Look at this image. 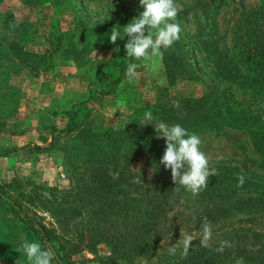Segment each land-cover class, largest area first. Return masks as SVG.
Returning <instances> with one entry per match:
<instances>
[{
  "label": "rangeland",
  "instance_id": "1",
  "mask_svg": "<svg viewBox=\"0 0 264 264\" xmlns=\"http://www.w3.org/2000/svg\"><path fill=\"white\" fill-rule=\"evenodd\" d=\"M201 2L208 3L193 6ZM188 7V13L173 17ZM169 31L173 35L167 36ZM164 36L171 50H178L174 43L182 40L190 51L189 62L226 98L218 100L221 115L182 139L178 154L156 166L147 154L138 153L129 166L156 181L183 156L194 159L192 164L206 174L218 167L245 174L247 187L236 188L232 198L263 196L259 205L228 223L181 229L171 238L180 247L177 252L205 248V264H235L234 257L213 251L220 236L231 228L264 236L260 135L236 114L228 115L239 110L259 116L255 127L262 126L260 120L264 123V0H0V187L13 198L29 195L32 206L27 205V211L48 225L53 219L38 208V194L59 195L76 181L81 185L80 178L88 186L93 183L86 173L94 169L90 160L98 152L96 145L104 146L87 130L98 134L121 126L133 103H153L161 86L172 99L200 94L204 85L196 80L177 79L167 86L159 47ZM19 48L37 64L35 74L20 64ZM72 104L81 116L73 130L65 132L60 110ZM104 167L112 176L125 170L121 165L114 171L108 162ZM112 201L104 191L76 198L80 212L72 220L84 240L89 234L86 221L103 222ZM69 202L70 197L64 205ZM46 246L0 200V264H59ZM62 252H67L69 264H99L109 253L104 243L92 250L57 251ZM170 256L171 249L161 247L116 264H168Z\"/></svg>",
  "mask_w": 264,
  "mask_h": 264
},
{
  "label": "trees",
  "instance_id": "2",
  "mask_svg": "<svg viewBox=\"0 0 264 264\" xmlns=\"http://www.w3.org/2000/svg\"><path fill=\"white\" fill-rule=\"evenodd\" d=\"M207 3L201 2L193 6H205ZM192 7L175 12L173 17L188 13ZM166 35L173 34L169 31ZM164 38L165 36L160 38L159 47L162 50L167 86L175 83L177 79L196 80L204 85L200 94L172 99L165 93L166 87L161 86L157 88L153 103L136 100L126 112L121 126L105 128L98 134L87 130L89 135L99 136L104 146L103 148L96 145L98 152L90 160L94 169L86 173L89 181L93 183L88 186V183L80 178L81 185L76 181L63 193L61 190L59 195L55 194V191L49 197L38 194V208L48 211L53 219L48 225L27 211V205L32 206L29 195L24 197L20 194L21 196L13 198L0 187V193L9 199L11 204L1 198L0 200L24 220L40 240H48L62 264H69L68 254H58L57 251L63 248L73 252L92 250L98 243H104L109 251L105 259L98 261L99 264H116L119 260L130 263L132 258L161 247L171 249L173 253V256L169 257L173 260L168 264H205L206 261L202 259L204 253H201L205 248L185 247L177 252L180 247L176 246L171 238L181 229L189 232L228 223L236 215L259 205L258 200L263 198L259 195H247L238 201L234 200L232 193L236 188L247 187L245 174H231L223 167L206 174L192 164L195 163L194 159L183 156H180V163L176 168L162 174L156 181L142 177L130 169L131 156L138 153L147 154L156 166L160 162L163 163L164 158L178 154L179 142L182 139L200 129L203 124L211 122L213 117L221 115L218 100L222 96L226 98L217 85L205 81L195 65L189 62L190 51L182 40L174 43L173 47L178 50H171L166 46ZM18 54L22 56L20 64L29 71H35L37 64L30 62L29 53L19 48ZM90 92L89 86L87 97ZM82 105L79 104V107ZM79 112L80 109L75 104L66 110H60V116L66 120L61 129L65 132L73 130L81 116ZM232 114H236L242 124L250 125V129L254 127V131L260 135V147L264 155L263 121L260 120L262 126L255 127L254 122L259 120L257 114L247 115L239 110L236 113L228 112V115ZM105 162L110 163L114 171L121 165L125 170L112 176L106 171ZM121 185L123 188L120 189ZM102 191L111 196L112 208L106 210L105 216L102 215L103 222L97 224L92 223L91 219L86 221L89 234L84 240L75 227L78 222L72 220L77 211L80 212L75 203L76 198L99 193L101 195ZM68 197L71 202L65 206ZM120 200L123 209L121 212ZM84 211L91 212L86 209ZM231 229L219 237L212 246L213 251L227 258L234 257L235 264H264V236L253 231H250L249 235L240 233L242 228ZM53 243H56L55 246Z\"/></svg>",
  "mask_w": 264,
  "mask_h": 264
},
{
  "label": "water",
  "instance_id": "3",
  "mask_svg": "<svg viewBox=\"0 0 264 264\" xmlns=\"http://www.w3.org/2000/svg\"><path fill=\"white\" fill-rule=\"evenodd\" d=\"M0 198L3 199V200H5V201L8 202L9 204H11V201H10L8 198H6L4 195H2L1 193H0ZM37 228L39 229L38 226H37ZM44 240H45V242H46V244H47V246H48V248H49L51 254H52L53 257L55 258V260H56L59 264H62V262L59 260L57 254L55 253L54 249L52 248V246L50 245V243L48 242V240H47L46 238H45Z\"/></svg>",
  "mask_w": 264,
  "mask_h": 264
}]
</instances>
